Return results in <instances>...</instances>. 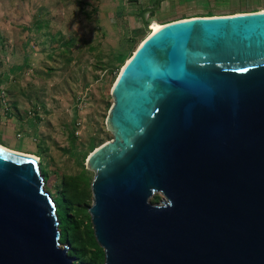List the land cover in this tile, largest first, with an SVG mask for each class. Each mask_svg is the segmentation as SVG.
Segmentation results:
<instances>
[{
    "label": "water",
    "instance_id": "1",
    "mask_svg": "<svg viewBox=\"0 0 264 264\" xmlns=\"http://www.w3.org/2000/svg\"><path fill=\"white\" fill-rule=\"evenodd\" d=\"M111 92L87 159L104 264H264V10L163 24ZM61 245L40 159L0 145V264H84Z\"/></svg>",
    "mask_w": 264,
    "mask_h": 264
},
{
    "label": "rangeland",
    "instance_id": "2",
    "mask_svg": "<svg viewBox=\"0 0 264 264\" xmlns=\"http://www.w3.org/2000/svg\"><path fill=\"white\" fill-rule=\"evenodd\" d=\"M260 9L264 0H163L148 20L153 30L209 11ZM141 23L133 29V0H0V81L23 100L28 122L0 144L38 154L46 191L56 198L65 189L77 215L93 203L87 159L113 137L106 125L113 85L151 33Z\"/></svg>",
    "mask_w": 264,
    "mask_h": 264
},
{
    "label": "trees",
    "instance_id": "3",
    "mask_svg": "<svg viewBox=\"0 0 264 264\" xmlns=\"http://www.w3.org/2000/svg\"><path fill=\"white\" fill-rule=\"evenodd\" d=\"M255 11H259V10L240 11V12L225 13V14H218V13H214L213 11H209L207 14L185 16L178 19H185L194 16L228 15L235 13L255 12ZM137 48L134 50L136 51ZM130 54L131 57L133 53ZM42 172L44 173L43 170ZM74 189L75 188H73V192H72L73 197L75 196ZM68 197L69 195H67L65 189L63 191H60L56 196V198L53 197L57 205V213L59 215V220H60L61 243L69 246V254L76 257V262L84 263V264H104L105 251L100 246V244L96 239L93 224L88 211L89 205H88V209H82L77 215L72 211L73 203L69 199L70 197L69 198ZM159 199L160 197L157 195L153 198V201L154 202L159 201ZM84 212H86L84 216L79 215Z\"/></svg>",
    "mask_w": 264,
    "mask_h": 264
},
{
    "label": "crops",
    "instance_id": "4",
    "mask_svg": "<svg viewBox=\"0 0 264 264\" xmlns=\"http://www.w3.org/2000/svg\"><path fill=\"white\" fill-rule=\"evenodd\" d=\"M156 2L157 0H133V29L138 27V20H140L138 18L137 13L141 12L144 8L148 6L154 5ZM261 10L262 9H260L259 11ZM10 86L11 85H9L8 80L5 79L3 81H0V136L6 141H12V139H14V132L18 131V128L20 126H24L28 123L24 122V118L22 116L21 108L23 100L19 99V95L10 92ZM29 128L28 130L30 134H34L36 132L33 129ZM17 135H20V133H17ZM5 147L10 148L12 150L15 149L8 146ZM16 151L24 152L17 149ZM24 153H30L40 158V156L33 152L28 151Z\"/></svg>",
    "mask_w": 264,
    "mask_h": 264
},
{
    "label": "bare ground",
    "instance_id": "5",
    "mask_svg": "<svg viewBox=\"0 0 264 264\" xmlns=\"http://www.w3.org/2000/svg\"><path fill=\"white\" fill-rule=\"evenodd\" d=\"M165 24V23H164ZM162 25L163 24H159V25H156L154 28H153V30H151V25H150V30H151V33L150 34H152L154 31H157L158 29H160L161 27H162ZM143 42V41H142Z\"/></svg>",
    "mask_w": 264,
    "mask_h": 264
},
{
    "label": "clouds",
    "instance_id": "6",
    "mask_svg": "<svg viewBox=\"0 0 264 264\" xmlns=\"http://www.w3.org/2000/svg\"><path fill=\"white\" fill-rule=\"evenodd\" d=\"M40 159V158H39ZM41 161V160H40Z\"/></svg>",
    "mask_w": 264,
    "mask_h": 264
}]
</instances>
